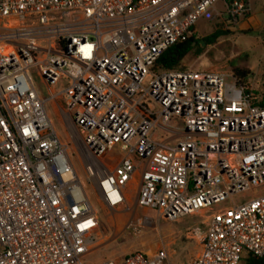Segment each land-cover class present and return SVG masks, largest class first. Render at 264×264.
Returning <instances> with one entry per match:
<instances>
[{
    "label": "built area",
    "instance_id": "built-area-1",
    "mask_svg": "<svg viewBox=\"0 0 264 264\" xmlns=\"http://www.w3.org/2000/svg\"><path fill=\"white\" fill-rule=\"evenodd\" d=\"M216 1L0 0V264H86L100 238L34 79L63 88L51 100L90 157L119 152L88 177L107 212L132 190L158 221L206 215L191 264L264 259V195L213 209L264 186L261 99L232 72L153 70ZM223 1L233 26L250 11ZM99 264L170 262L161 248Z\"/></svg>",
    "mask_w": 264,
    "mask_h": 264
},
{
    "label": "rangeland",
    "instance_id": "rangeland-1",
    "mask_svg": "<svg viewBox=\"0 0 264 264\" xmlns=\"http://www.w3.org/2000/svg\"><path fill=\"white\" fill-rule=\"evenodd\" d=\"M248 3L249 13L233 26L228 21L225 2L216 1L207 13L198 19L194 31L197 39H203L221 30L227 31L228 34L219 38L212 47L204 46L201 56L196 57L194 53H190L183 64L193 72L212 70L236 74L237 70L247 71V82L261 99L264 96V0H248ZM34 81L42 99L47 101L45 110L53 129L66 147L81 185L98 214L99 242L93 246L85 258V263L99 264L104 261L122 260L128 254H144L164 248L170 264H191L200 250V239L206 230V215H188L173 222L158 221L153 213L135 207L132 190L129 191L130 199L124 210L120 213L107 212L97 201L88 177L113 169L118 162L119 152L101 161L90 157L61 102L55 101L54 104L51 100L50 93H58L63 88L57 85L49 89L36 79ZM158 135H162V132L158 131ZM262 195L264 186L226 200L213 209L241 205Z\"/></svg>",
    "mask_w": 264,
    "mask_h": 264
},
{
    "label": "trees",
    "instance_id": "trees-1",
    "mask_svg": "<svg viewBox=\"0 0 264 264\" xmlns=\"http://www.w3.org/2000/svg\"><path fill=\"white\" fill-rule=\"evenodd\" d=\"M227 34V31H215L213 34L203 39H197V35L194 34L185 42L177 43L165 51L157 60L153 70L155 72L184 70L185 67L183 61L190 53H194L196 57L201 56L203 52L200 44L201 41L204 42L206 47H212L219 38L226 36ZM235 76L240 80L241 84L245 85L247 89H250V85L247 82L249 72L237 70ZM259 105L264 106V96L261 98ZM245 264H264V259L256 260L252 257H248Z\"/></svg>",
    "mask_w": 264,
    "mask_h": 264
},
{
    "label": "water",
    "instance_id": "water-1",
    "mask_svg": "<svg viewBox=\"0 0 264 264\" xmlns=\"http://www.w3.org/2000/svg\"><path fill=\"white\" fill-rule=\"evenodd\" d=\"M200 44H201V48H203L205 46L203 41H201Z\"/></svg>",
    "mask_w": 264,
    "mask_h": 264
},
{
    "label": "bare ground",
    "instance_id": "bare-ground-1",
    "mask_svg": "<svg viewBox=\"0 0 264 264\" xmlns=\"http://www.w3.org/2000/svg\"><path fill=\"white\" fill-rule=\"evenodd\" d=\"M203 212H200L199 214H202Z\"/></svg>",
    "mask_w": 264,
    "mask_h": 264
},
{
    "label": "crops",
    "instance_id": "crops-1",
    "mask_svg": "<svg viewBox=\"0 0 264 264\" xmlns=\"http://www.w3.org/2000/svg\"><path fill=\"white\" fill-rule=\"evenodd\" d=\"M199 247H200V244H199Z\"/></svg>",
    "mask_w": 264,
    "mask_h": 264
}]
</instances>
